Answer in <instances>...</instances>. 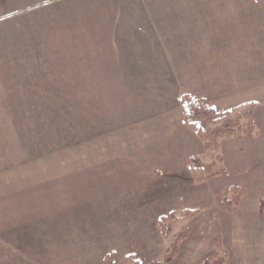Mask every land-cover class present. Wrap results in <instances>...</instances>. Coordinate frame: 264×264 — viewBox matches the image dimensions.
Here are the masks:
<instances>
[{"label":"rangeland","instance_id":"374dc122","mask_svg":"<svg viewBox=\"0 0 264 264\" xmlns=\"http://www.w3.org/2000/svg\"><path fill=\"white\" fill-rule=\"evenodd\" d=\"M184 5L239 10L220 13L229 29L206 40L208 23L192 21L183 44V21L169 29L166 18ZM257 10L264 0H0V261L149 264L185 228L169 264L213 251L228 252L224 264H264ZM151 22L159 44H147ZM183 93L219 110L254 102L256 135L204 148L183 122ZM191 155L211 169L186 166ZM233 185L245 192L227 212Z\"/></svg>","mask_w":264,"mask_h":264},{"label":"trees","instance_id":"16d2710c","mask_svg":"<svg viewBox=\"0 0 264 264\" xmlns=\"http://www.w3.org/2000/svg\"><path fill=\"white\" fill-rule=\"evenodd\" d=\"M179 102L182 109L183 122L187 125L194 126L195 132L203 142L206 149H217L220 146L222 138L243 135L246 138L252 139L256 135L255 121L253 118L254 102H250L249 109L245 113L232 116L233 111L241 108L247 104H240L230 109L219 110L216 106L211 105L205 98L195 97L193 95L183 93L179 96ZM186 166L194 170H210L211 165H205L201 162L198 156L191 155L184 159ZM231 189L237 194L233 198L222 197L221 204L227 212H232L234 206L240 202L241 196L245 192V188H240L236 185L231 186ZM219 194V190L216 191ZM195 214V210L192 211ZM166 217H161L160 222L163 227ZM160 226V227H161ZM165 227V226H164ZM168 229H165L166 233ZM186 236V229L184 228L174 238L171 244V249L167 255L160 261H153L149 264H169L172 262L174 255L177 252L178 244ZM218 245V238L213 242ZM228 257L227 251L216 252L213 251L209 257L204 260L202 264H224ZM122 264H140L138 261Z\"/></svg>","mask_w":264,"mask_h":264},{"label":"crops","instance_id":"0c3cea01","mask_svg":"<svg viewBox=\"0 0 264 264\" xmlns=\"http://www.w3.org/2000/svg\"><path fill=\"white\" fill-rule=\"evenodd\" d=\"M210 8H204L203 6H191V5H184V8L182 7V6H180V8H179V10H177V9H175V10H177L176 12L178 13V12H181V14L182 15H178L177 17L176 16H172V14H171V11H169V15L167 16V18H166V20H167V25H168V28L169 29H171V28H175V27H177V26H174V24H172V23H174V21H176V20H178L179 22H180V20L179 19H181L182 21H183V23H184V25H183V27H181V28H183V30H184V33H185V36H184V38H183V42H181V43H183V44H186V43H189V41H187V39H189V38H191V36H192V33L193 32H190L189 31V29H191V27H192V21H194L195 23H202V22H207L208 23V25H206V27H203V28H205V30H203L202 32H201V34H203L204 35V38H205V40L208 38L209 39V36H211L212 34H214V35H218V34H222V31L225 29L224 28V26L223 27H221L219 24H220V21L223 19V17H222V15L220 16V13H224V14H226V13H237V10H239L238 8H237V10L236 11H234V8H233V10H231V11H222L221 10V8L220 7H218V6H209ZM218 7V8H217ZM183 8V9H182ZM239 12V11H238ZM256 12H264V10H257ZM128 13H129V11H128ZM208 13H213V15H215V16H212V17H210L209 15H208ZM225 16V15H224ZM233 18H240L239 16H237V17H233ZM136 21L137 20H132V18H130V17H128V22H130V23H133L131 26H129L128 28L129 29H137V30H139V29H142V28H145L144 26H140V25H138L137 23H136ZM135 23V24H134ZM172 24V25H171ZM233 25H234V22H233ZM240 25V24H239ZM208 26H209V28H210V30H208V29H206V28H208ZM180 26H178V28H179ZM150 30H151V32H150V34H151V36L152 35H154V37H155V40H152V41H150V42H147V44H151V45H153V44H159V41H158V37H156V35H158V33L157 32H155L154 30L157 28V26L156 25H154V22H153V24H152V22H151V25L148 27ZM229 28H227V29H225V30H228ZM232 33H234V34H236V31H235V29H234V27H233V32ZM237 36H238V33H237ZM175 37V36H174ZM173 37V38H174ZM153 38V37H152ZM192 39V38H191ZM156 40H157V43H156ZM205 40H200L199 42L200 43H204L205 42ZM193 41V40H192ZM194 42V41H193ZM134 44L136 43L137 44V42H133ZM129 44H131V43H129ZM136 75H141V73H139V74H136ZM202 96V95H201ZM216 106V105H215ZM217 107V106H216ZM4 202V201H3ZM2 227V226H1ZM0 227V228H1ZM7 227H3L2 228V232H6L7 234H6V236H8V230L6 229ZM35 230H37V228H34L33 229V231H35ZM1 251H4V252H6L4 249L3 250H1L0 249V252ZM10 262L11 261H9V262H5V261H3V260H1L0 261V264H10Z\"/></svg>","mask_w":264,"mask_h":264}]
</instances>
